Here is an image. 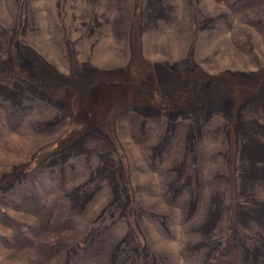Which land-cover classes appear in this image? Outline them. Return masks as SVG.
Here are the masks:
<instances>
[{"label": "rangeland", "instance_id": "obj_1", "mask_svg": "<svg viewBox=\"0 0 264 264\" xmlns=\"http://www.w3.org/2000/svg\"><path fill=\"white\" fill-rule=\"evenodd\" d=\"M233 2L0 0V264L33 192L75 229L42 264L103 228L105 264H264V0Z\"/></svg>", "mask_w": 264, "mask_h": 264}, {"label": "trees", "instance_id": "obj_2", "mask_svg": "<svg viewBox=\"0 0 264 264\" xmlns=\"http://www.w3.org/2000/svg\"><path fill=\"white\" fill-rule=\"evenodd\" d=\"M246 3V0L243 2L242 0H237V2L232 4L233 8L231 7V9L233 11L240 10L246 6ZM127 123L128 136L132 135L137 143L140 140L142 141L147 131L139 130L140 122L138 116L132 114L128 118ZM19 199L18 208H20V211L26 213V216H32L37 221L31 226L27 225L24 227L25 229L14 230L15 235L13 238H15L17 243L13 245L17 247V244H27L30 246L32 257L29 258L27 264H42L46 259L55 257L60 260L62 253L67 248V243L71 239L70 232L75 230L72 220L66 217L58 219L63 209L60 204L55 203L52 207L46 210L43 209L44 206L41 205L42 196L38 192L21 194ZM32 206H35V208H30ZM0 216L3 222L11 224V219L6 214L0 213ZM25 230H29V234H26ZM110 232L109 228L100 230L91 241V245L81 253L74 255L69 264H105L109 256H115L117 259L121 252L114 249L113 242L110 239ZM53 235L55 236L52 237ZM37 236H39V240L36 239Z\"/></svg>", "mask_w": 264, "mask_h": 264}]
</instances>
